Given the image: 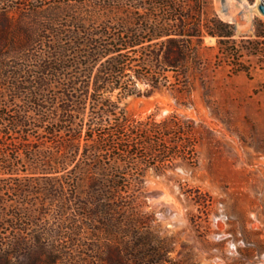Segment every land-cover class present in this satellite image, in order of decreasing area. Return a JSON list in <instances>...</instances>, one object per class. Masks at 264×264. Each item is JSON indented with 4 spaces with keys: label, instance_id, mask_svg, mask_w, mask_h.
I'll return each instance as SVG.
<instances>
[{
    "label": "trees",
    "instance_id": "16d2710c",
    "mask_svg": "<svg viewBox=\"0 0 264 264\" xmlns=\"http://www.w3.org/2000/svg\"><path fill=\"white\" fill-rule=\"evenodd\" d=\"M206 6L204 0H0V176H14L0 180V227L17 233L12 242L0 241V264H198L174 259L172 239L144 210L145 171L158 172L166 158L182 154L168 138L178 135L188 148L191 128L175 116L132 119L120 104L139 94L136 80L143 78L128 69L130 53L147 52L143 62L176 72L211 36L232 57L231 24L208 19ZM21 153L32 174L72 172L73 192L63 180L18 177ZM45 203H59L50 216L55 226L44 222ZM71 203L82 218L97 219V243L85 251L74 249L78 233H67L75 221L66 215ZM24 218L39 223L29 237Z\"/></svg>",
    "mask_w": 264,
    "mask_h": 264
},
{
    "label": "rangeland",
    "instance_id": "374dc122",
    "mask_svg": "<svg viewBox=\"0 0 264 264\" xmlns=\"http://www.w3.org/2000/svg\"><path fill=\"white\" fill-rule=\"evenodd\" d=\"M261 1L264 0H204L208 19H218L233 28L232 41L226 45L230 58L211 36H203L195 57L176 72L165 71L150 60L143 62L147 52L129 54L128 69L143 78L135 79L139 94L122 100L120 107L125 113L135 120L149 117L155 123L175 116L191 128L188 148L181 144L180 136L171 134L168 141H177L182 154L166 158L162 166H157L158 172L148 167L144 177V210L153 215L160 235L172 239L174 259L189 257L198 264H264ZM150 139L166 147L161 135ZM137 154L145 156L141 148ZM17 160L18 177L39 182L63 180L68 185L66 192H73L72 172L32 174L27 171L22 153ZM151 163L150 159L146 165ZM10 177L14 176L1 175L0 180L8 182ZM5 195L16 198L15 192ZM58 205L45 203L49 215L44 221L46 226H55L50 216ZM77 213L81 212L71 203L66 215L75 217V221L66 224L67 233L77 232L74 240L78 247L74 249L85 251L88 245L97 243V219L89 221ZM21 224L28 237L39 228V223L26 218ZM16 234L9 226L0 227L3 243L12 242ZM68 235L61 238L65 243L70 240Z\"/></svg>",
    "mask_w": 264,
    "mask_h": 264
},
{
    "label": "water",
    "instance_id": "95a60500",
    "mask_svg": "<svg viewBox=\"0 0 264 264\" xmlns=\"http://www.w3.org/2000/svg\"><path fill=\"white\" fill-rule=\"evenodd\" d=\"M259 12L264 15V1H261L260 5L258 6Z\"/></svg>",
    "mask_w": 264,
    "mask_h": 264
}]
</instances>
